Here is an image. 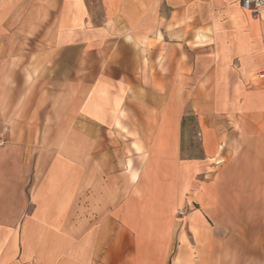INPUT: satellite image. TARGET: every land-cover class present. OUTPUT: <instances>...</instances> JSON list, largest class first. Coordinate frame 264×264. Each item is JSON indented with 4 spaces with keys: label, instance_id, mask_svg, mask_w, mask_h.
<instances>
[{
    "label": "crops",
    "instance_id": "crops-1",
    "mask_svg": "<svg viewBox=\"0 0 264 264\" xmlns=\"http://www.w3.org/2000/svg\"><path fill=\"white\" fill-rule=\"evenodd\" d=\"M241 108L264 115V13L240 0H0V264H167L141 254L129 222L142 212L136 189L154 185L140 176L167 173L155 212L173 218L180 176L195 167L185 115L221 143ZM113 135L135 164L143 157L128 200L126 148L104 145ZM79 171L98 189L80 214ZM165 227L155 252L175 245Z\"/></svg>",
    "mask_w": 264,
    "mask_h": 264
},
{
    "label": "rangeland",
    "instance_id": "rangeland-1",
    "mask_svg": "<svg viewBox=\"0 0 264 264\" xmlns=\"http://www.w3.org/2000/svg\"><path fill=\"white\" fill-rule=\"evenodd\" d=\"M261 73H255L253 78ZM246 112L241 108L237 116L228 118V124H221V143L213 134L214 126L210 131L206 124L199 123L194 110L187 112L183 158L193 160L191 163L195 167L190 173L180 176L181 203L174 209L173 218L155 212L157 204L165 203L169 198V188L156 187L160 183L158 180L165 179L167 173H142L140 178L149 177L154 185L146 184L136 189V194L143 199L142 212L129 222L140 235L143 256H157L167 264H264V115ZM84 127L79 122L78 132L84 131ZM112 137L104 142L106 147L126 148L127 156H120L124 170L120 179L126 183V187L120 189V195L128 200L134 191L129 183L138 178L140 171L137 169L141 168L143 157H138L135 164L128 150L130 141L124 136ZM62 142L64 144L65 141ZM85 142L79 134L78 147L84 149ZM220 145L223 146L221 154L215 159H207L205 152L216 147L220 150ZM133 146L139 145L134 143ZM92 175L93 179L96 176L101 179L103 173L94 171ZM89 180L84 171H79V214L89 207L87 196L98 190L87 187L92 178ZM108 190L111 196L118 191L117 188ZM193 211L200 215L194 221L189 220ZM165 222L169 227L173 223L175 245L170 251L155 252L154 247L164 238ZM185 245L189 251H184Z\"/></svg>",
    "mask_w": 264,
    "mask_h": 264
},
{
    "label": "built area",
    "instance_id": "built-area-1",
    "mask_svg": "<svg viewBox=\"0 0 264 264\" xmlns=\"http://www.w3.org/2000/svg\"><path fill=\"white\" fill-rule=\"evenodd\" d=\"M244 10L255 17H261L264 13V0H240ZM0 143L2 140L0 139Z\"/></svg>",
    "mask_w": 264,
    "mask_h": 264
}]
</instances>
